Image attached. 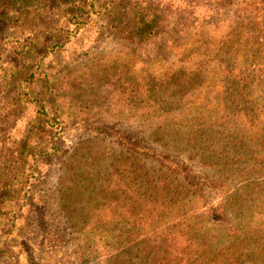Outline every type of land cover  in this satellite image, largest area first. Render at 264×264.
<instances>
[{
	"label": "rangeland",
	"instance_id": "rangeland-1",
	"mask_svg": "<svg viewBox=\"0 0 264 264\" xmlns=\"http://www.w3.org/2000/svg\"><path fill=\"white\" fill-rule=\"evenodd\" d=\"M98 1L77 30L65 14L80 9L83 0L19 3H35L38 21L54 24L40 36L43 43L35 55L41 60L30 82L15 81L13 75L28 62V34L18 28L15 38L17 28L8 24L20 7H9L0 19V187L2 180L16 179L22 192L11 197L0 188V264H108L117 253L125 264H167L168 250L160 252L159 261L143 258V247L153 245L142 236L145 222L129 215L126 199L120 206L119 193L113 200L105 198L108 190L159 174L161 164L143 155L148 149L186 164L191 179L210 180L213 173L189 150L182 151L184 145L160 144L150 133L160 129L166 134L179 122L191 128L192 114L186 111L193 104L202 106L208 118L221 115V96L230 90V81L219 64L223 57L208 53L207 45L229 37L250 17L240 9L243 0ZM238 64L224 62L231 70ZM191 70L199 74L198 85L186 84L195 82ZM174 71L183 75L175 77ZM174 90L186 95L169 96ZM24 136L30 137L31 147ZM14 148H29L18 171L15 166L23 162L12 154ZM130 160L141 171L124 166ZM202 186L206 201L214 205V188ZM105 209L121 218L117 223L127 236L121 248L112 250L113 238L101 241L93 233V224L109 217L94 214ZM136 221L142 227L131 239L127 230Z\"/></svg>",
	"mask_w": 264,
	"mask_h": 264
},
{
	"label": "trees",
	"instance_id": "trees-1",
	"mask_svg": "<svg viewBox=\"0 0 264 264\" xmlns=\"http://www.w3.org/2000/svg\"><path fill=\"white\" fill-rule=\"evenodd\" d=\"M221 1L224 3L229 0ZM21 2L2 0L0 19L7 16L9 7H20L18 12L12 14L8 24L17 28V31H13L15 38L18 28L22 29L20 32L28 34L24 38L29 40L26 49L28 62L27 66L23 64L19 73L13 71V75L15 81L30 82L37 76L33 66L41 60L37 61L35 55L40 47L37 44L43 43L40 36L43 30L53 29L54 24L48 26L38 21L34 13L39 7L35 3L19 5ZM98 4V0H83L79 4L80 9L65 16L77 30L81 23L90 19ZM240 9L248 12L250 17L241 20L243 24L239 30H232L230 36L222 40L212 39L207 45L208 53L214 50L215 56L219 59L223 57L219 64L224 78L230 81V90L223 89L226 94L221 96V115L216 119L208 118L201 111L202 106L196 107L192 103L193 107L186 111L192 114L189 120L191 128L179 122V128H172L166 134L160 129L150 133L160 144L175 149L184 145L182 151L189 150L192 158H196L203 167L213 170L210 180L200 182L191 179L186 176L189 172L186 164L183 166V163H178L166 154L148 149L143 155L161 164L159 174L156 177L146 174L138 182H133L131 187L119 191L112 186L105 196L113 200L119 193L120 206L123 207L126 199L129 215L145 222L146 231L142 236L153 242V245L143 247V258L156 256L159 261L160 252L168 250L171 255L167 257V264H264V0H243ZM185 49L187 53L190 51L189 48ZM237 60L239 64L235 70L225 68V61ZM196 70L199 71V68L196 67ZM196 70L188 72L195 82H187V86L199 84ZM179 72L174 71V76L181 77L182 71ZM179 87L182 89V86ZM178 94L185 96L186 92L174 90L169 96L178 97ZM173 101L178 104L182 100L173 98ZM167 108L163 111L167 112ZM22 140H26L25 144L31 147L29 136H24ZM28 149L12 150L13 155H20L18 162H23L15 166L16 171L25 164ZM126 165H129L132 173L138 168L141 171L131 160L124 162ZM32 170L30 166L28 171ZM15 180H2L1 192L12 194L11 197L20 195V180ZM206 183L214 188L217 197L214 205L206 201L208 196L202 186ZM9 184L12 185L9 187ZM103 213L94 214V217L109 216L107 221L93 224L94 235H98L101 241L113 238L114 246L110 244L112 250L121 248L127 236L124 237L122 225L117 223L121 221L120 216H116L118 212L105 209ZM114 226L117 229H113ZM140 227L142 224L137 221L132 223L127 230L131 239L140 233ZM126 251L130 256L132 247ZM124 259L122 253H117L115 259L110 257L108 264H125Z\"/></svg>",
	"mask_w": 264,
	"mask_h": 264
}]
</instances>
